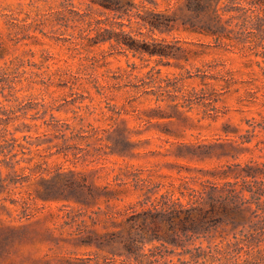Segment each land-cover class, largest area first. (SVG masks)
<instances>
[{
    "label": "rangeland",
    "instance_id": "1",
    "mask_svg": "<svg viewBox=\"0 0 264 264\" xmlns=\"http://www.w3.org/2000/svg\"><path fill=\"white\" fill-rule=\"evenodd\" d=\"M134 3L141 13L165 9ZM111 16L89 0H0V75L11 82L0 89V117L24 151L8 198L32 213L2 202L0 228L16 230L0 264H215L211 254L225 263L223 240L264 264V181L232 186L247 166L264 172V62L184 43L211 41L180 24L153 35L175 57L91 45L97 20ZM40 176L64 193L30 195ZM234 189L246 215L234 229L212 220L209 232L185 235L176 221L132 220L185 203L191 190L209 201Z\"/></svg>",
    "mask_w": 264,
    "mask_h": 264
},
{
    "label": "trees",
    "instance_id": "2",
    "mask_svg": "<svg viewBox=\"0 0 264 264\" xmlns=\"http://www.w3.org/2000/svg\"><path fill=\"white\" fill-rule=\"evenodd\" d=\"M89 1L91 5L102 7L112 15L105 20H97L96 25L92 28L91 45L109 43L122 48L123 53L147 54L149 57L158 59L175 57L171 42L158 39L153 35L156 32L172 33L175 30V25L180 24L181 31L211 41V43L190 41H184V43L212 50L220 49L226 53H239L248 58L256 57L264 62V0H162L165 4L164 10L142 6L145 9L142 13L135 11L134 0ZM153 5L157 6L158 4L153 2ZM125 17L128 24L122 21ZM132 25L135 28H132ZM125 26L128 27V30H125ZM205 77L207 76L205 75ZM224 81L228 83L227 80ZM8 84H11L10 80L0 75V89ZM3 119L0 117V207L7 209L2 202L9 201L12 205L19 206L22 209V216L29 220L32 213H29L23 206L26 202L21 203L17 199L8 198L12 187L17 185V181L12 178L14 164L23 161L17 157L20 153L24 154V151L20 150L17 139L4 125ZM258 127L259 132L264 134V122ZM262 170L252 166L243 168L238 172L232 186H236L239 180L248 178L257 183L263 182L264 172ZM36 180L42 186L33 188L29 193L36 198L52 200L64 193L56 188L58 180L54 177L47 179L40 176ZM72 191L74 190L72 189ZM228 193L227 198L215 196L208 201L202 192L191 190L185 203L180 198H176L172 203L166 204L164 208H156L155 214L141 213L134 216L132 220L141 219L144 224H147L148 217H153L154 222L159 218L176 221L185 235L209 232L211 228H208V224L212 220L217 222L216 227L229 226L234 229L246 223V215L244 207L239 202L236 189L230 190ZM78 197L86 199L85 196ZM15 230L0 228V251L6 246L5 237ZM129 240L134 241L135 239L130 237ZM224 241L218 243L216 254L224 256L225 263H255L249 258L248 250L241 246L239 240L223 243ZM132 245V249L138 251L139 246L133 242ZM243 253L247 257L238 263V258ZM210 259L215 264H225L221 259L215 258L213 254Z\"/></svg>",
    "mask_w": 264,
    "mask_h": 264
}]
</instances>
